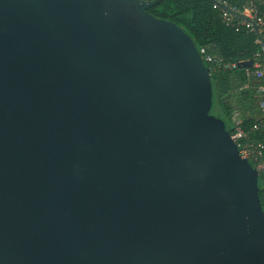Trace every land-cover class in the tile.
Listing matches in <instances>:
<instances>
[{
    "label": "water",
    "instance_id": "95a60500",
    "mask_svg": "<svg viewBox=\"0 0 264 264\" xmlns=\"http://www.w3.org/2000/svg\"><path fill=\"white\" fill-rule=\"evenodd\" d=\"M161 2L0 0V264H264L259 173Z\"/></svg>",
    "mask_w": 264,
    "mask_h": 264
},
{
    "label": "trees",
    "instance_id": "16d2710c",
    "mask_svg": "<svg viewBox=\"0 0 264 264\" xmlns=\"http://www.w3.org/2000/svg\"><path fill=\"white\" fill-rule=\"evenodd\" d=\"M220 1L244 10V0ZM258 9L264 16V4H260ZM149 11L155 17L177 23L192 37L199 50L206 48L208 53L217 57L213 62L205 61L212 71L213 106L218 107L217 116L225 121L230 133L236 119H241L244 129L250 131L263 115L261 111L258 115L256 112L263 99L258 87L264 84V76H256L255 64L250 68L239 67L238 64L255 61V54L260 50L257 34L245 26H238L241 19L236 16L233 22L227 23L223 18L225 10L210 0H162ZM259 182V195L264 207V176L259 175Z\"/></svg>",
    "mask_w": 264,
    "mask_h": 264
},
{
    "label": "built area",
    "instance_id": "2783aa9c",
    "mask_svg": "<svg viewBox=\"0 0 264 264\" xmlns=\"http://www.w3.org/2000/svg\"><path fill=\"white\" fill-rule=\"evenodd\" d=\"M224 3L228 4L226 1ZM264 2L257 0H244V10L242 11L249 21H241L239 25L245 26L251 31L254 30L253 23H256L259 28L257 43L260 45V50L255 54V66L257 70L255 74L258 78L264 76V16L259 14V5ZM223 18L226 22L231 23L234 16L227 12H223ZM201 55L206 62H213L217 57L208 53L206 48H201ZM258 90L263 93V99L260 102L262 117L252 126L250 131H247L242 126L241 119H236L233 132L230 133L232 140L237 144L239 153L242 158L248 159L257 169L259 175L264 176V84L258 87Z\"/></svg>",
    "mask_w": 264,
    "mask_h": 264
},
{
    "label": "crops",
    "instance_id": "0c3cea01",
    "mask_svg": "<svg viewBox=\"0 0 264 264\" xmlns=\"http://www.w3.org/2000/svg\"><path fill=\"white\" fill-rule=\"evenodd\" d=\"M264 2V0H257V2ZM241 21H243L242 19H241ZM228 23V22H227ZM255 32V31H254ZM256 33V32H255ZM258 38V37H257ZM255 62V61H254ZM243 110H245V108H242ZM260 111H261V108H260V105H258V107H257V112H256V114L258 115L259 113H260ZM244 112V111H243ZM239 114V113H238Z\"/></svg>",
    "mask_w": 264,
    "mask_h": 264
},
{
    "label": "rangeland",
    "instance_id": "374dc122",
    "mask_svg": "<svg viewBox=\"0 0 264 264\" xmlns=\"http://www.w3.org/2000/svg\"><path fill=\"white\" fill-rule=\"evenodd\" d=\"M211 113H213V115H217V113H218V107L216 106H213L212 107V110H211Z\"/></svg>",
    "mask_w": 264,
    "mask_h": 264
}]
</instances>
